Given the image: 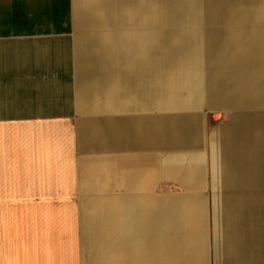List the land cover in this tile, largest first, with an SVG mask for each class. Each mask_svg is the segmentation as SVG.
Masks as SVG:
<instances>
[{"label": "crops", "instance_id": "obj_1", "mask_svg": "<svg viewBox=\"0 0 264 264\" xmlns=\"http://www.w3.org/2000/svg\"><path fill=\"white\" fill-rule=\"evenodd\" d=\"M263 3L0 0V264H264Z\"/></svg>", "mask_w": 264, "mask_h": 264}, {"label": "rangeland", "instance_id": "obj_2", "mask_svg": "<svg viewBox=\"0 0 264 264\" xmlns=\"http://www.w3.org/2000/svg\"><path fill=\"white\" fill-rule=\"evenodd\" d=\"M264 1V0H263ZM264 4V3H263ZM263 9V13H264V5L262 7ZM156 10V9H155ZM76 18L78 19L77 20V24H75V28H76V32L78 33H81L80 34V39L78 41V52H79V46L81 45V36H86V35H97V36H101V37H104V35L108 34L109 36L110 35H114L115 38H117L116 40H120V42H122L124 45L127 44V42L129 41L130 39V34L134 31V28L130 27V26H106V25H101V27H89V26H86L85 28L84 27H79L78 24H79V21H80V16L78 14H76ZM105 17L104 16H101V19H103V23H111L109 20L107 21V19H104ZM153 20H158L157 17L154 18ZM252 27L254 26V24H251ZM264 24H262L263 26ZM257 26V25H255ZM260 26V27H262ZM259 27V26H257ZM205 28V27H204ZM100 37V38H101ZM99 38V39H100ZM125 53V51H124ZM128 55V54H127ZM124 59L127 60L128 62V65H129V56L126 57V55L124 54ZM116 61V60H115ZM221 62L219 60H217L214 64L215 65H219L218 69L217 70H221L220 68H222L220 65ZM215 67V66H213ZM210 70V69H209ZM211 70H215V69H211ZM207 72V70H206ZM221 77H226V76H222L220 75ZM212 78H214L213 76H210ZM210 77L208 79H210ZM201 112H203L205 115H204V121H205V124L206 125V128H204V130L207 131V134H205L203 132V137H205L206 140L204 141H208V147H209V155L208 157L206 155H204V158H203V161L205 160V158H209L210 160V169L211 171H221V168H220V148H219V141H220V134H219V131L218 129L220 128L221 124H223L224 121L226 120H230L232 119V117L234 115H232V113H234L235 111H232V112H227L224 110V108L222 107H209L208 105L203 107L201 109ZM230 113V114H229ZM248 113H252V112H248ZM248 113H244L245 115H248ZM254 113V112H253ZM229 114V115H228ZM244 114H240V115H244ZM262 114V113H261ZM264 114V113H263ZM204 124V123H203ZM207 137V138H206ZM206 145V146H207Z\"/></svg>", "mask_w": 264, "mask_h": 264}, {"label": "bare ground", "instance_id": "obj_3", "mask_svg": "<svg viewBox=\"0 0 264 264\" xmlns=\"http://www.w3.org/2000/svg\"><path fill=\"white\" fill-rule=\"evenodd\" d=\"M119 23V22H117ZM101 25H106V23L101 24H85V25H78L79 27H101ZM260 126L254 127V125L251 126V130L247 132L248 136V143L253 138L252 145L249 144L248 147V154L246 155L247 162H244L246 165V168L243 169L244 171L252 172L253 170H256L260 172L261 175H264V120L260 124ZM257 128V129H256ZM251 132V133H250ZM255 138L257 141H255ZM258 142V143H257ZM244 144V143H242ZM240 150V149H239ZM242 151V149H241ZM264 199V198H263ZM264 201V200H263Z\"/></svg>", "mask_w": 264, "mask_h": 264}]
</instances>
